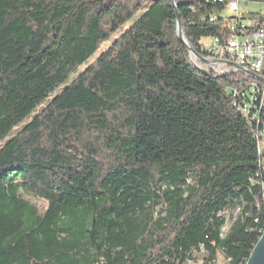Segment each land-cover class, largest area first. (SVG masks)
<instances>
[{"label": "trees", "instance_id": "obj_1", "mask_svg": "<svg viewBox=\"0 0 264 264\" xmlns=\"http://www.w3.org/2000/svg\"><path fill=\"white\" fill-rule=\"evenodd\" d=\"M174 1L203 58L262 21ZM204 63L170 0H0V264H245L264 84Z\"/></svg>", "mask_w": 264, "mask_h": 264}, {"label": "built area", "instance_id": "obj_2", "mask_svg": "<svg viewBox=\"0 0 264 264\" xmlns=\"http://www.w3.org/2000/svg\"><path fill=\"white\" fill-rule=\"evenodd\" d=\"M241 7L242 5H238V0H232L227 4V11L235 16H240ZM259 13L262 21L258 27L253 26L249 31L233 34L226 41L216 38L206 43L205 45L212 49L216 57L208 58L210 62L205 63L218 65L220 72H226L230 66L234 67L233 63H236L245 70L264 79V9H259ZM236 24V21L231 23L233 31L237 30ZM249 24L255 25L253 22H249ZM259 136L264 138V131Z\"/></svg>", "mask_w": 264, "mask_h": 264}, {"label": "water", "instance_id": "obj_3", "mask_svg": "<svg viewBox=\"0 0 264 264\" xmlns=\"http://www.w3.org/2000/svg\"><path fill=\"white\" fill-rule=\"evenodd\" d=\"M173 4V6L176 9V14H177V18H178V37L179 39L186 45V47L188 48V50L198 59H200L203 62H208L205 58H203L199 53H197L190 45L189 43L186 41L183 32H182V26H181V22H180V17L178 15V10L175 4L174 0H170ZM233 66L237 68V70H241L250 74H253L259 81L264 82V79L257 76L254 73H251L250 71L245 70L244 68L240 67L238 64L233 63ZM245 264H264V230L263 233L260 237V239L258 240V242L256 243V245L253 248L252 253L250 254L247 262Z\"/></svg>", "mask_w": 264, "mask_h": 264}, {"label": "rangeland", "instance_id": "obj_4", "mask_svg": "<svg viewBox=\"0 0 264 264\" xmlns=\"http://www.w3.org/2000/svg\"><path fill=\"white\" fill-rule=\"evenodd\" d=\"M259 8V4H257V3H250L249 5H247V6H242V8L241 9H243V10H245V11H248V10H257ZM204 42H206V43H209L210 42V40L209 39H204L203 40ZM108 44H105V46H107ZM208 62H206V63H209L210 61H209V59L208 58H205ZM261 149H262V151H261V157H262V167H263V170H264V138H261Z\"/></svg>", "mask_w": 264, "mask_h": 264}, {"label": "bare ground", "instance_id": "obj_5", "mask_svg": "<svg viewBox=\"0 0 264 264\" xmlns=\"http://www.w3.org/2000/svg\"><path fill=\"white\" fill-rule=\"evenodd\" d=\"M245 4L243 1H239L238 0V5H243ZM259 9H264V1H262L260 4H259ZM196 58V57H195ZM205 67L206 68H209V69H213L215 71H218L220 72V67H218V65H215V64H206L204 63ZM208 71V70H207ZM212 72V71H211Z\"/></svg>", "mask_w": 264, "mask_h": 264}]
</instances>
